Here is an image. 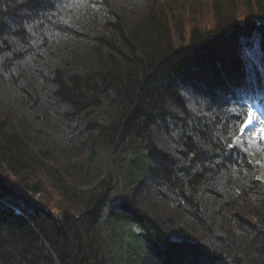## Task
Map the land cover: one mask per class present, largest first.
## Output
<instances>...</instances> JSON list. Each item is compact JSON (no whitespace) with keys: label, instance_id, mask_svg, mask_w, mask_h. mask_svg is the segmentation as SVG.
Wrapping results in <instances>:
<instances>
[{"label":"trees","instance_id":"1","mask_svg":"<svg viewBox=\"0 0 264 264\" xmlns=\"http://www.w3.org/2000/svg\"><path fill=\"white\" fill-rule=\"evenodd\" d=\"M65 3L0 0V264H264V0Z\"/></svg>","mask_w":264,"mask_h":264},{"label":"snow or ice","instance_id":"2","mask_svg":"<svg viewBox=\"0 0 264 264\" xmlns=\"http://www.w3.org/2000/svg\"><path fill=\"white\" fill-rule=\"evenodd\" d=\"M46 2L54 8L64 9L70 5L65 3V0H46ZM55 14V13H54ZM63 23V21H61ZM256 97L249 94L241 95L237 100L232 101L236 108L232 110L230 115L234 117L236 121L240 122V135L234 138L236 144H243L244 137L251 134L257 141H264V110L255 111L257 104L254 102ZM257 122L259 127L257 128ZM247 128V133L245 129ZM251 143V141H249ZM229 147L233 145L229 144ZM246 150V149H245Z\"/></svg>","mask_w":264,"mask_h":264},{"label":"rangeland","instance_id":"3","mask_svg":"<svg viewBox=\"0 0 264 264\" xmlns=\"http://www.w3.org/2000/svg\"><path fill=\"white\" fill-rule=\"evenodd\" d=\"M255 111L258 113L259 111H261V108L257 107ZM258 127L259 123L257 122V128ZM247 131L248 130L246 128L245 132L247 133ZM249 141H251V143H249ZM244 143L246 152L250 156L251 160L256 161L255 163L259 167V172L257 176L260 181L264 183V141H257L254 137L251 136V134H248L244 137Z\"/></svg>","mask_w":264,"mask_h":264},{"label":"bare ground","instance_id":"4","mask_svg":"<svg viewBox=\"0 0 264 264\" xmlns=\"http://www.w3.org/2000/svg\"><path fill=\"white\" fill-rule=\"evenodd\" d=\"M104 14H105V17H107L108 19H111L110 17H111L112 15H111L107 10L105 11ZM40 200H41V199H40ZM40 200H39V201H40ZM39 201H38V202H39ZM38 202H36V203H38Z\"/></svg>","mask_w":264,"mask_h":264},{"label":"water","instance_id":"5","mask_svg":"<svg viewBox=\"0 0 264 264\" xmlns=\"http://www.w3.org/2000/svg\"><path fill=\"white\" fill-rule=\"evenodd\" d=\"M38 201H39V199L36 202H38Z\"/></svg>","mask_w":264,"mask_h":264}]
</instances>
